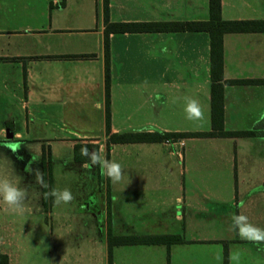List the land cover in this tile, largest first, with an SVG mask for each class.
I'll use <instances>...</instances> for the list:
<instances>
[{"label":"crops","instance_id":"1","mask_svg":"<svg viewBox=\"0 0 264 264\" xmlns=\"http://www.w3.org/2000/svg\"><path fill=\"white\" fill-rule=\"evenodd\" d=\"M114 10L118 22L209 19L208 0H109V17ZM220 18L264 20V0H220ZM103 40V0H0V144L31 146L37 155L49 149L50 156L56 143L72 153L77 143L91 144L90 153L102 148L121 164L125 179L108 183L95 201L103 217L110 208L127 217V231L117 236L174 234L182 241L113 245L112 264H223L225 253L227 264H264V244L242 240L230 227L232 216L243 214L264 228V31L222 35L218 82L211 79L206 31L109 34L108 133ZM76 54L88 56H61ZM216 83L222 131L257 133L107 148L111 134L213 131ZM188 98L199 101L203 120L186 119ZM2 166L0 158V177L8 178ZM107 226L106 219L98 224L104 241L96 264H107Z\"/></svg>","mask_w":264,"mask_h":264},{"label":"rangeland","instance_id":"2","mask_svg":"<svg viewBox=\"0 0 264 264\" xmlns=\"http://www.w3.org/2000/svg\"><path fill=\"white\" fill-rule=\"evenodd\" d=\"M119 14L114 10L110 21L118 22ZM53 149V156L49 149H43V153L41 149L37 155L31 146L0 144L3 172L28 192L23 215L14 214L8 208L0 212V253L7 256V264H87L91 261L96 264L94 254L104 241L98 229L102 219L108 220L113 236L120 230L127 231V217L115 216L111 208L109 213L104 211L103 217L95 204L104 190L106 193L110 180L101 171L74 162L73 153L66 146L56 143ZM57 188L70 189L73 201L59 207L50 205L49 193ZM90 209L95 216L88 213ZM166 221L170 227L176 226L171 213ZM104 251L106 254L105 247ZM97 258L99 261V253Z\"/></svg>","mask_w":264,"mask_h":264},{"label":"trees","instance_id":"3","mask_svg":"<svg viewBox=\"0 0 264 264\" xmlns=\"http://www.w3.org/2000/svg\"><path fill=\"white\" fill-rule=\"evenodd\" d=\"M209 19L208 20H172V21H120L113 22L109 19V0H103V23H104V77H105V126L109 132V80H110V55H109V34L123 32H156V31H206L210 36V66L211 79L218 82L222 72V35L225 32H251L264 31V20H221L220 0H208ZM65 57H83L85 54L61 55ZM214 88L218 90L217 99L214 97ZM212 129L209 132H163V133H122L111 134L107 139V148L110 142H130V141H159L164 139H174L186 136H213L223 135H253L255 130L241 132L222 131V98L221 84L213 85L212 93ZM216 111L219 121L216 122ZM86 147L90 153L93 147L91 144L77 143L73 147L75 161H90L89 157L81 154V149ZM107 264H112L111 249L113 245L120 244H171L181 242V237L174 234H147V235H125L113 236L107 226ZM0 264H7V256L0 253ZM227 264L226 253L224 263Z\"/></svg>","mask_w":264,"mask_h":264},{"label":"clouds","instance_id":"4","mask_svg":"<svg viewBox=\"0 0 264 264\" xmlns=\"http://www.w3.org/2000/svg\"><path fill=\"white\" fill-rule=\"evenodd\" d=\"M186 119L203 120L205 113L198 100L188 98L185 106ZM81 154L89 157L91 166L98 167L101 174L111 181L113 185H120L125 179L124 170L120 163L110 161L106 158L101 148L98 151L88 152L86 147L81 149ZM126 188V186H125ZM124 188V189H125ZM49 195L54 198V206L70 204L74 196L70 189H53ZM28 199L27 189L21 188L13 183L11 179L0 177V201L7 206L8 210L14 214L23 215ZM231 229L235 231L240 239L257 245L264 244V228L252 224L248 217L243 214L232 216ZM231 259L238 260L239 254H234Z\"/></svg>","mask_w":264,"mask_h":264},{"label":"water","instance_id":"5","mask_svg":"<svg viewBox=\"0 0 264 264\" xmlns=\"http://www.w3.org/2000/svg\"><path fill=\"white\" fill-rule=\"evenodd\" d=\"M9 135H7V137H11V134L8 132Z\"/></svg>","mask_w":264,"mask_h":264}]
</instances>
